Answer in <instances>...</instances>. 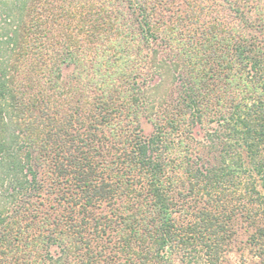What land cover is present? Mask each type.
Here are the masks:
<instances>
[{"label":"trees","instance_id":"16d2710c","mask_svg":"<svg viewBox=\"0 0 264 264\" xmlns=\"http://www.w3.org/2000/svg\"><path fill=\"white\" fill-rule=\"evenodd\" d=\"M0 21V264L40 236L51 264H264V0H0Z\"/></svg>","mask_w":264,"mask_h":264},{"label":"rangeland","instance_id":"374dc122","mask_svg":"<svg viewBox=\"0 0 264 264\" xmlns=\"http://www.w3.org/2000/svg\"><path fill=\"white\" fill-rule=\"evenodd\" d=\"M8 30H10V26L5 24L3 21L2 22L0 21V33L1 34H5L4 31H8ZM62 70H63V74L65 76L66 75L68 76L70 74V72H71V68H68V67H62ZM66 78H68V77H66ZM164 78H166V83H164V85L162 84V86L157 90L158 93H162L163 91L169 92V89L172 87V86L170 87V84H168V82H170V80H171L170 73H166ZM155 80H156V78H155ZM152 82L153 81H150L147 84V86H144V85L142 86V85L139 84V86H140L139 88L140 89H144V90L147 89V88L149 89L152 86ZM135 88H137V87H135ZM147 93L144 96L145 97L147 96L148 99L152 98V96L147 95ZM141 127H142V130H143L144 133H147L150 130V124L148 122H145L143 119H141ZM40 175L44 177L43 178L44 181H47V178L45 177L46 176L45 173H43V174L40 173ZM38 221H39V219L37 218L34 222L36 224H39ZM40 239H41V236H40ZM40 239H38L39 241L37 242V244H38L37 247L39 246L38 251H35L33 249L34 251H30L31 254L28 255L29 264H51V262H49V260L45 256L44 250L43 249L41 250V248H43L44 245L41 243ZM31 242L36 243V240H33V241L31 240Z\"/></svg>","mask_w":264,"mask_h":264}]
</instances>
